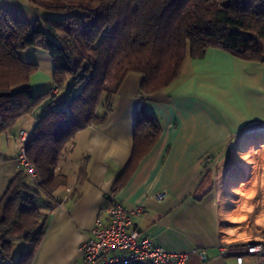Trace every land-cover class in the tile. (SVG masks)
<instances>
[{"label":"trees","instance_id":"1","mask_svg":"<svg viewBox=\"0 0 264 264\" xmlns=\"http://www.w3.org/2000/svg\"><path fill=\"white\" fill-rule=\"evenodd\" d=\"M28 1L55 16L32 23L0 5V148L23 117L38 115L27 142L36 179L20 168L0 200V263H32L49 219L37 201L46 197L50 207L54 193L67 186L56 172L67 145L78 132L104 122L98 108L111 109L129 73L142 76L143 101L175 82L187 58H201L211 47L264 64V0ZM31 47L45 50L55 67L52 86L38 95L30 86L38 67L19 57ZM64 99L66 108H59ZM160 133L157 117L141 105L132 156L115 191ZM16 242L26 249L14 259Z\"/></svg>","mask_w":264,"mask_h":264},{"label":"crops","instance_id":"2","mask_svg":"<svg viewBox=\"0 0 264 264\" xmlns=\"http://www.w3.org/2000/svg\"><path fill=\"white\" fill-rule=\"evenodd\" d=\"M0 5L11 11L25 8L19 0H0ZM40 74L32 78L40 83L52 78ZM142 80L129 73L111 109L98 108L99 117L106 114L104 122L78 132L67 145L56 169L67 186L54 193L52 206L45 202L42 207L48 225L31 264H82L79 247L91 237L109 195L129 212L143 208L132 216L139 239L152 238L170 252L205 251L206 262L195 254L186 264L235 262L234 257L219 258L216 248L223 224L216 175L221 162L240 151L251 134L264 136V64L211 47L201 58H187L175 82L143 101ZM141 105L157 117L161 133L115 191L132 156ZM37 116L23 117L1 138L0 200L20 169L18 133L30 130ZM245 264H254L253 258L245 256Z\"/></svg>","mask_w":264,"mask_h":264},{"label":"rangeland","instance_id":"3","mask_svg":"<svg viewBox=\"0 0 264 264\" xmlns=\"http://www.w3.org/2000/svg\"><path fill=\"white\" fill-rule=\"evenodd\" d=\"M19 1L25 8L9 11L29 22L55 16L28 0ZM37 1L43 3V0ZM261 46L264 50V38L261 39ZM19 57L26 63L37 65L34 74L40 72L43 77L53 76L54 63L45 50L26 48L19 51ZM52 82V78L40 83L38 77H31V91L38 95L47 91L52 86ZM65 95V92H62L57 100ZM58 107L62 108L63 105L60 104ZM252 144L254 143H250L246 149L244 147L236 153L232 152V158L223 160L217 169L216 182L221 196L220 214L223 222L220 233L225 243L243 244L264 239V142ZM46 200L47 198L43 197L37 201L40 210H43ZM24 249H26L24 242H16L13 246V258L16 259ZM0 264H13V262L7 260Z\"/></svg>","mask_w":264,"mask_h":264},{"label":"built area","instance_id":"4","mask_svg":"<svg viewBox=\"0 0 264 264\" xmlns=\"http://www.w3.org/2000/svg\"><path fill=\"white\" fill-rule=\"evenodd\" d=\"M31 129L18 133L16 159L19 168L35 180L36 172L27 155ZM158 197L161 198L160 195ZM107 200L109 203L97 218L91 237L79 247L82 264H186L195 254L202 262L207 261V255L202 250L170 252L157 246L152 238L139 239L132 216L142 214L143 208L136 206L129 212L113 195L107 196ZM62 203H58L59 206ZM216 248L219 258L234 257L233 264H245V256L252 257L254 264H264V239L243 244L219 241Z\"/></svg>","mask_w":264,"mask_h":264},{"label":"bare ground","instance_id":"5","mask_svg":"<svg viewBox=\"0 0 264 264\" xmlns=\"http://www.w3.org/2000/svg\"><path fill=\"white\" fill-rule=\"evenodd\" d=\"M264 142V136L261 134H251L249 138L243 143V148L245 149L249 146L250 143H262ZM252 144V145H254ZM242 148V149H243ZM228 209V208H227Z\"/></svg>","mask_w":264,"mask_h":264}]
</instances>
